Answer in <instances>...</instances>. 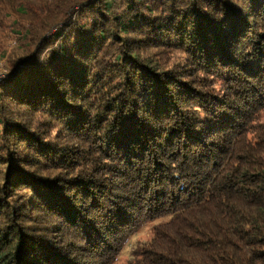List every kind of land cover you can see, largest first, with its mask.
I'll return each mask as SVG.
<instances>
[{
  "label": "trees",
  "instance_id": "1",
  "mask_svg": "<svg viewBox=\"0 0 264 264\" xmlns=\"http://www.w3.org/2000/svg\"><path fill=\"white\" fill-rule=\"evenodd\" d=\"M0 264H264V0H0Z\"/></svg>",
  "mask_w": 264,
  "mask_h": 264
},
{
  "label": "rangeland",
  "instance_id": "2",
  "mask_svg": "<svg viewBox=\"0 0 264 264\" xmlns=\"http://www.w3.org/2000/svg\"><path fill=\"white\" fill-rule=\"evenodd\" d=\"M16 36H10L7 43H5V54L0 57V74L7 72L8 70V57L10 53H12L15 45H16ZM7 78L0 79L2 83L7 82ZM260 121L264 123V110L260 112ZM160 220H156L155 222H147L145 223L137 232L131 235L128 242L124 245L123 249L119 253L114 264H128L131 258L133 257L134 248L145 242H149L153 237V225Z\"/></svg>",
  "mask_w": 264,
  "mask_h": 264
},
{
  "label": "built area",
  "instance_id": "3",
  "mask_svg": "<svg viewBox=\"0 0 264 264\" xmlns=\"http://www.w3.org/2000/svg\"><path fill=\"white\" fill-rule=\"evenodd\" d=\"M5 78H7V75L5 73L0 74V79H5Z\"/></svg>",
  "mask_w": 264,
  "mask_h": 264
}]
</instances>
